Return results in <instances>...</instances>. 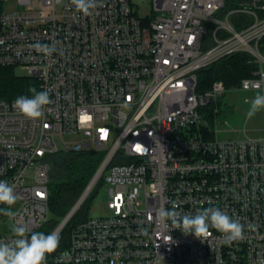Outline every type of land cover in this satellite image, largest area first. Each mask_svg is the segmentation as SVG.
Listing matches in <instances>:
<instances>
[{"label":"built area","instance_id":"2783aa9c","mask_svg":"<svg viewBox=\"0 0 264 264\" xmlns=\"http://www.w3.org/2000/svg\"><path fill=\"white\" fill-rule=\"evenodd\" d=\"M151 1L155 15L144 19L135 0H98L87 16L71 0H0V70L22 67L52 100L38 120L21 115L15 99L0 100V180L21 196L15 219L0 221L57 233L45 264H259L264 137L244 127L221 139L217 126L228 125L219 117L229 89L256 92L259 82L264 93V0ZM36 43L58 50L45 54ZM239 53L257 65L252 76L198 90L200 70ZM90 151L104 153L99 168L50 226L53 158ZM101 182L111 214L79 218ZM173 202L182 214L219 207L255 230L228 245L215 229L204 241L169 229L165 243L149 217Z\"/></svg>","mask_w":264,"mask_h":264},{"label":"clouds","instance_id":"9594fccd","mask_svg":"<svg viewBox=\"0 0 264 264\" xmlns=\"http://www.w3.org/2000/svg\"><path fill=\"white\" fill-rule=\"evenodd\" d=\"M71 3L85 16L91 15L99 6L98 0H71ZM31 47L49 55L58 50L55 45L40 43ZM253 87L256 90L254 98L251 100L246 98L244 101L249 105L247 118L264 110V93L260 91L262 85L256 82ZM28 92L31 93L30 96L21 95L14 100V107L27 119L38 120L44 116L45 106L52 103L49 91H38L35 87H29ZM20 199L21 196L16 192L13 184L0 180V205L8 206L0 208V215L14 220L18 213L13 210V206ZM176 207L174 202L171 209L160 206L155 209V216L149 217V219L154 218L157 225L163 226L165 231L161 234V238L165 243L172 242V237L165 235L169 229H178L185 235L192 234L201 241L211 235L210 229H215L221 233L223 243L228 245L243 240L246 228L255 230L254 224H242L239 219H234L219 207L198 209L195 214L191 212L182 214L176 210ZM141 231L144 234L148 233L146 228H142ZM11 233L12 239H0V264H45L46 256L56 251L60 243V236L57 233L34 232L27 222L13 223ZM259 264H264V260Z\"/></svg>","mask_w":264,"mask_h":264},{"label":"trees","instance_id":"16d2710c","mask_svg":"<svg viewBox=\"0 0 264 264\" xmlns=\"http://www.w3.org/2000/svg\"><path fill=\"white\" fill-rule=\"evenodd\" d=\"M255 70L257 65L248 54L229 56L198 72V90L207 91L217 81L223 82L228 88L238 86L244 78L252 76ZM29 87L39 91L34 78L17 76L15 68L11 67L0 70V100L30 96ZM103 157V152L90 151L61 153L53 158L49 204L56 217L63 219L67 215L96 173ZM59 222L52 220L50 226L55 227Z\"/></svg>","mask_w":264,"mask_h":264},{"label":"rangeland","instance_id":"374dc122","mask_svg":"<svg viewBox=\"0 0 264 264\" xmlns=\"http://www.w3.org/2000/svg\"><path fill=\"white\" fill-rule=\"evenodd\" d=\"M138 5V14L141 18L153 17L155 12L152 9L151 0H135ZM9 4H2L1 9L5 11ZM17 76L29 77L27 70L22 67L15 69ZM256 92H246L242 90L229 89L225 96L222 98V111L219 119L223 122L226 121L228 125H218L217 128L223 130V133L219 134L221 139H237L239 137L238 132H228V130L234 129L236 131L243 130L244 127L248 130V135L251 137H264V110L258 112L255 116L247 118L246 112L249 105L244 103L245 99H253ZM227 131H226V130ZM109 184H101L96 188L94 194L83 205L79 214V218L87 215L89 218L106 217L111 214L108 209L109 202ZM50 222L57 220L61 222V218L51 212L49 215ZM59 222V223H60ZM11 233V226L7 222L0 221V235Z\"/></svg>","mask_w":264,"mask_h":264},{"label":"snow or ice","instance_id":"6c2138e0","mask_svg":"<svg viewBox=\"0 0 264 264\" xmlns=\"http://www.w3.org/2000/svg\"><path fill=\"white\" fill-rule=\"evenodd\" d=\"M137 150H138V151L141 150L139 146L137 147Z\"/></svg>","mask_w":264,"mask_h":264},{"label":"crops","instance_id":"0c3cea01","mask_svg":"<svg viewBox=\"0 0 264 264\" xmlns=\"http://www.w3.org/2000/svg\"><path fill=\"white\" fill-rule=\"evenodd\" d=\"M262 137V136H261ZM256 138H259V137H256Z\"/></svg>","mask_w":264,"mask_h":264},{"label":"bare ground","instance_id":"6f19581e","mask_svg":"<svg viewBox=\"0 0 264 264\" xmlns=\"http://www.w3.org/2000/svg\"><path fill=\"white\" fill-rule=\"evenodd\" d=\"M206 90V89H205Z\"/></svg>","mask_w":264,"mask_h":264}]
</instances>
